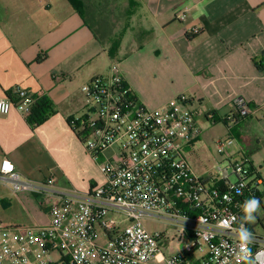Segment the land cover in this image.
I'll use <instances>...</instances> for the list:
<instances>
[{
  "label": "crops",
  "instance_id": "obj_1",
  "mask_svg": "<svg viewBox=\"0 0 264 264\" xmlns=\"http://www.w3.org/2000/svg\"><path fill=\"white\" fill-rule=\"evenodd\" d=\"M81 1L85 22L67 0H0V99L20 87L29 95L47 97L56 110L36 127L15 107L0 115V161L9 160L31 181L43 182L53 175L62 190L82 194L102 184L99 169L84 149L81 153L99 173L96 179L88 176L84 186L67 178L58 181L52 173L32 175V171L40 173L35 153L44 147L59 160L60 134L82 147L68 122H76L73 115L84 102L81 87L96 76L108 77L110 65L116 63L145 108L165 107L184 95L191 112H202L205 121L251 129L255 148L227 149L230 155L240 153V161L260 173L251 153H264V0ZM183 11L185 20H177ZM119 25L120 46L110 60L106 49ZM193 28L199 32L193 34ZM237 98L247 106L244 117L235 114ZM226 138L234 139L229 133L218 139ZM217 171L200 178L221 186L236 181L227 168ZM16 194L33 218L29 226L48 223V211L39 208L30 193Z\"/></svg>",
  "mask_w": 264,
  "mask_h": 264
},
{
  "label": "built area",
  "instance_id": "obj_2",
  "mask_svg": "<svg viewBox=\"0 0 264 264\" xmlns=\"http://www.w3.org/2000/svg\"><path fill=\"white\" fill-rule=\"evenodd\" d=\"M176 18L184 21L185 11ZM81 93L84 114L71 124L104 182L82 194L62 190L53 175L31 181L2 159L0 180L12 192L40 194L52 204L46 225L0 227V264H264V236L239 221L264 195V176L234 163L236 181L221 190L193 173L182 150L195 136L194 114L182 111L189 104L184 95L145 108L116 63ZM13 94L15 102L0 99V115L15 107L26 117L31 95L20 87ZM234 109L247 115L241 98ZM232 142L217 139L216 152ZM145 221L170 232L150 233ZM167 239L181 241L182 250L165 248Z\"/></svg>",
  "mask_w": 264,
  "mask_h": 264
},
{
  "label": "rangeland",
  "instance_id": "obj_3",
  "mask_svg": "<svg viewBox=\"0 0 264 264\" xmlns=\"http://www.w3.org/2000/svg\"><path fill=\"white\" fill-rule=\"evenodd\" d=\"M117 28L120 29L114 39L120 40L121 42L122 35L120 32L122 26L119 25ZM187 110L191 112V106L188 105L185 109H182L183 112ZM83 114L84 102L82 103V107L73 115L74 121L79 120ZM221 116L223 118V115ZM193 121L195 136L182 150L183 157L188 162L193 173L199 178L217 173V168H221V166L227 168L228 172L231 173L232 165L241 162L240 153L230 155L227 148H225L221 155L216 152L214 143L219 137L227 135L228 133L231 134L234 138L232 139L233 142L231 147L234 146V148L239 146L243 150H247L256 147L254 132H252L251 129L244 130L240 125L234 126L235 124L232 122L228 123L227 126L221 121L207 122L204 120L202 112H200V114H194ZM256 133H258V131ZM50 138H53L52 133L50 134ZM59 138L61 142V152L59 150L56 151L59 160L55 158L51 151L52 149L44 147L40 153L37 150L35 156L37 157L36 162L38 166H40V173H38L39 170L37 169L36 171H32V175L37 176L40 174V176H47L49 173H52L58 181L67 178L72 181L73 184L80 187L86 184L88 176L95 179L98 178L99 173L97 168L86 160V157L81 153L84 149L83 145V148L79 147L61 134ZM251 158L254 167L260 172L259 174L264 176V153L253 151L251 153ZM60 165L61 167H59ZM230 176L231 182H234L235 177L233 174H230ZM257 202V207L251 212L247 211L246 217L248 222L253 226L255 232L264 236V195H262ZM33 224V218L26 210L20 195L12 192L7 185L0 182V227L10 228ZM145 226L150 233L170 232L165 224L159 222L145 221ZM164 245L165 248H169L172 251H180L183 247L181 241L170 243L169 239L164 242Z\"/></svg>",
  "mask_w": 264,
  "mask_h": 264
},
{
  "label": "trees",
  "instance_id": "obj_4",
  "mask_svg": "<svg viewBox=\"0 0 264 264\" xmlns=\"http://www.w3.org/2000/svg\"><path fill=\"white\" fill-rule=\"evenodd\" d=\"M67 2L71 6V8L85 22V18H84L85 11H84L83 2L81 0H67ZM119 46H120V40L118 41L116 39H113L110 42L109 47L106 49V54L110 60H113L116 57ZM8 98L12 102L16 101V97L14 94H9ZM31 98L33 100V103L27 112L26 121L31 126L36 127V126L41 125L43 122H45L50 116L55 114L56 110H55V107L53 106L52 102L47 97H45L43 95H31ZM68 122H69L71 128L73 129V131L75 132L76 128L73 127L70 120ZM76 124L78 125V123H76ZM75 134L77 135V137H79L78 132H75ZM247 165L249 166V169L251 171H255L253 166L250 163L247 162ZM216 186H218L221 190H223L225 187V186H221L220 184H217ZM29 196H30L31 200L34 203H36L39 208L47 210V211L49 210L50 205L52 204L51 198L45 197V196L40 195V194H33V193H30ZM239 221L246 223L247 226L249 227V229L252 230L253 226L252 225L250 226V223L247 220L246 214L241 213L239 215Z\"/></svg>",
  "mask_w": 264,
  "mask_h": 264
},
{
  "label": "clouds",
  "instance_id": "obj_5",
  "mask_svg": "<svg viewBox=\"0 0 264 264\" xmlns=\"http://www.w3.org/2000/svg\"><path fill=\"white\" fill-rule=\"evenodd\" d=\"M258 205V202L253 200L252 203L249 205V212H251L252 210H254Z\"/></svg>",
  "mask_w": 264,
  "mask_h": 264
}]
</instances>
